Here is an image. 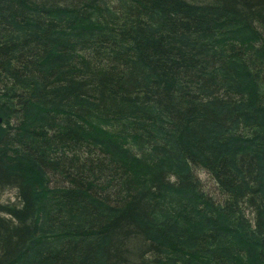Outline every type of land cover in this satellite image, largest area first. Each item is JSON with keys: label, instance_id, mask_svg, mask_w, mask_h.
<instances>
[{"label": "trees", "instance_id": "obj_1", "mask_svg": "<svg viewBox=\"0 0 264 264\" xmlns=\"http://www.w3.org/2000/svg\"><path fill=\"white\" fill-rule=\"evenodd\" d=\"M262 87L264 0H0V264H264Z\"/></svg>", "mask_w": 264, "mask_h": 264}, {"label": "rangeland", "instance_id": "obj_2", "mask_svg": "<svg viewBox=\"0 0 264 264\" xmlns=\"http://www.w3.org/2000/svg\"><path fill=\"white\" fill-rule=\"evenodd\" d=\"M262 89L264 90L263 87H262ZM128 159H129V160L134 159V161H135V165H134V166H135L136 168H138V167L141 166V164H142V163H140L139 158H138L137 156H134V157H133L132 154L129 156ZM200 177H201L202 182L205 183V181H207V178H206L204 175H201ZM208 186L211 187V183H209ZM208 193H209L210 195H214L213 190H209Z\"/></svg>", "mask_w": 264, "mask_h": 264}]
</instances>
